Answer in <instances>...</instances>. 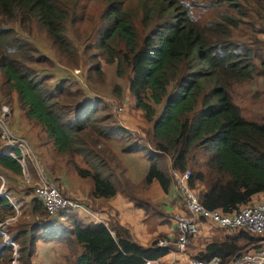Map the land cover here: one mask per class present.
Segmentation results:
<instances>
[{
	"label": "trees",
	"instance_id": "1",
	"mask_svg": "<svg viewBox=\"0 0 264 264\" xmlns=\"http://www.w3.org/2000/svg\"><path fill=\"white\" fill-rule=\"evenodd\" d=\"M210 2L220 11L207 25H200L180 0H153L148 5L144 1L143 33L119 1H112L102 15L105 25L99 48L108 53L106 62H116L119 76L124 73V65L128 68V90L135 106L152 122L147 141L152 150L146 153L149 167L138 184L126 179L123 188L117 187L111 167L96 149L101 138L120 137L125 141L126 129L109 123L110 116L95 115L97 109L90 98L78 97L80 92L64 82L49 87L47 76L33 66L46 57L35 54V48L19 37L14 27L4 24L10 20L20 24L36 20L58 52L70 53L74 46L66 34L68 8L60 0H0L2 95L10 101L11 93H16L21 112L45 132L57 153L80 154L86 159L90 167L80 168L73 163V168L92 179L94 198L111 197L120 190L146 214L168 216L143 195L153 181L168 192L173 180L165 171L166 155L169 167L190 170L188 185L204 207L231 212L264 192V121L244 118L229 92L233 82L251 79L258 72L264 74V40L250 37L239 41L233 37L245 19L251 28L258 22L257 31L264 34V0ZM161 104L156 117L154 106ZM139 148L134 142L122 145L126 152ZM198 151L203 155L202 163L197 159ZM110 155L117 161L114 153ZM21 157V151L6 143L0 130V174L2 169L24 176L17 160ZM24 160L32 163L28 157ZM34 169L30 164V170ZM32 200L33 213H46L34 194ZM13 208L12 199L0 194V223L14 214ZM68 214V225L57 224L52 218L34 221L28 229H17L10 240L23 238L26 247L20 246L19 250L25 251L27 259L34 254L38 240L79 244L82 250L73 264H140L145 258H158L168 252V248L155 245L164 236L144 247L116 220L85 223L79 215ZM236 230L239 233L211 239L198 252L199 258L218 255L224 260L259 238L245 228ZM240 241H246V245ZM0 248L11 249L1 233Z\"/></svg>",
	"mask_w": 264,
	"mask_h": 264
},
{
	"label": "rangeland",
	"instance_id": "2",
	"mask_svg": "<svg viewBox=\"0 0 264 264\" xmlns=\"http://www.w3.org/2000/svg\"><path fill=\"white\" fill-rule=\"evenodd\" d=\"M60 1L68 8V18L65 21L66 34L74 46L73 51L70 53L61 54L58 52L56 46L47 36L45 29L36 20L26 24H20L17 20H10L5 21L4 24L14 27L18 36L35 48V54L46 57L45 61L34 63L33 66L39 74L47 76L46 84L48 83L49 87H53L59 81L64 82L72 90L80 92L78 97L86 96L90 98L91 104L97 109L95 115L110 116L109 123L111 121L113 125L118 123L126 129L125 141L120 137L101 138L96 149L100 151L111 167L117 187L123 188L126 179L138 184L143 180L149 167L146 153L152 148V145L147 142L150 138L152 122L147 121L142 110L135 106L134 97L128 90L130 71L124 65V73L119 76L116 73V62H106L105 57L108 53L99 48L98 40L103 25H105L102 15L110 7L112 1H119L123 4L122 8L131 16L138 31L143 33L142 12L144 6L142 3L146 1V5H148L153 3V0ZM180 2L184 4V8L189 7L191 9L194 19L200 25H207L220 11V7L210 6V0H180ZM157 14L158 12L154 15L155 18ZM247 21L245 19V24H242L239 29L233 30V37L239 41L247 40L250 37L264 40V34L257 31L258 22L252 24L253 27L251 28V23ZM168 88L170 89V86ZM4 91L5 87L2 85V78L0 77V106L7 105L12 111L11 115L5 119L6 126L12 135L25 137L33 151L34 142H41L42 137L46 140L49 139L45 132L33 122L31 129L28 125L27 128L23 127L25 116L18 106L16 93H11L9 101L2 95ZM229 92L233 103L238 106L239 112L244 118L257 122L264 121V74L258 72L251 79L233 82L229 87ZM115 104L121 106L123 110L116 111ZM154 107L155 116L157 117L162 104ZM27 131L30 132L33 139L27 135ZM40 134L41 136H39ZM133 142L140 146L137 151L126 152L122 150V145H129ZM34 152L36 153L35 150ZM111 153L115 154L117 161L112 159ZM62 157L60 159H65L61 160L64 164L53 168L54 170L62 169V173L59 175L61 180L68 182L71 186L90 190L91 179L77 174L73 168V163L80 168L90 167L86 159L80 154L74 153H64ZM197 159L202 163L203 155L201 151H198ZM37 160L41 165L42 162L38 158ZM163 161L166 163L165 171L169 174L170 158L164 155ZM30 164H33V168H35L33 162L25 163L24 169L27 174L24 176H17L1 169V174L5 180L4 188L10 192L9 196L14 204V214L8 217L4 223H0V233L4 242L11 244V249L0 248V264H73V257L77 252L76 243L66 244L38 240L35 244L34 254L27 259L25 251L20 252L19 250L20 246L26 247L25 240L23 244L21 236L17 242H11L10 240L17 229L24 227L28 229L34 221L52 218L56 219L57 224H69L65 216L49 217L46 213L32 212L36 173L35 169L34 172L30 170ZM47 174L49 180L56 181L52 171H48ZM206 229L211 234L210 240L225 234L239 233V230H233L229 233L227 230L212 225H207ZM240 243L246 245V241H240ZM251 244L249 243L244 248L249 247ZM66 246L69 253L63 255V249L66 250ZM8 256L11 257L9 260Z\"/></svg>",
	"mask_w": 264,
	"mask_h": 264
},
{
	"label": "built area",
	"instance_id": "3",
	"mask_svg": "<svg viewBox=\"0 0 264 264\" xmlns=\"http://www.w3.org/2000/svg\"><path fill=\"white\" fill-rule=\"evenodd\" d=\"M115 110L120 112L123 108L115 104ZM8 115L9 108L3 105L0 110L2 138L6 140V143L14 145L21 151L22 157L17 158V160L23 167L24 175L27 174L24 169V158H30L35 164L36 181L33 194L42 203L45 212L51 217L73 213L83 216L87 223L105 222L89 205L80 199L67 196L57 184L49 180L26 138L12 135L7 128L5 119ZM168 172L176 187L179 205V209L173 212L171 216L175 235L158 238L156 246L166 247L168 252L175 251V249L185 251L202 227L207 232V225L225 230L245 228L259 237L249 247L237 250L224 260L218 255H213L205 259L192 260V264H264V200L252 199L248 204L241 205L228 213L219 208L208 209L200 203L196 191L188 185L187 181L191 174L189 169L179 171L169 167ZM0 180L2 182L0 194L10 198L9 192L4 188L5 180L1 174ZM140 264H160L159 257L145 258Z\"/></svg>",
	"mask_w": 264,
	"mask_h": 264
},
{
	"label": "crops",
	"instance_id": "4",
	"mask_svg": "<svg viewBox=\"0 0 264 264\" xmlns=\"http://www.w3.org/2000/svg\"><path fill=\"white\" fill-rule=\"evenodd\" d=\"M23 120V127L27 128L29 126L31 129V121L26 119V117H24ZM27 135L32 138L29 131H27ZM39 136H41V134ZM33 149L36 151L35 153L33 150L39 161L42 162L41 167L44 169L46 175L48 176V171L53 172L56 181L52 182L57 184L64 194L85 202L103 218L105 223L116 220L120 225L127 227L130 231L131 238L138 244L147 247L158 236L173 237L175 235L171 216L173 212L179 209V205L174 183H171L168 192H164L158 182L153 181L143 194L156 204L159 210L168 215L164 218H159L156 215L152 216L146 214L144 209L137 207L134 202L126 197L120 190L111 197L94 198L91 194L93 181L90 177H86L91 179L90 190L71 186L68 182L61 180L59 175L62 173V169L54 170L53 168L60 167L64 164L61 160L65 159H60L63 158L62 154L57 153L50 140H46L42 137L41 142H34ZM252 199L263 200L264 192L256 194ZM80 217L85 223H87L83 216ZM210 236L211 234L206 232L204 227H202L199 234L191 240L185 251H178L177 249H175V251H169L165 255L159 257L160 264H192V260L201 259L198 256V252L211 241ZM65 248L66 250L63 249V255L69 253V251H67V246ZM81 250V245L76 244L77 252L73 257V261Z\"/></svg>",
	"mask_w": 264,
	"mask_h": 264
}]
</instances>
